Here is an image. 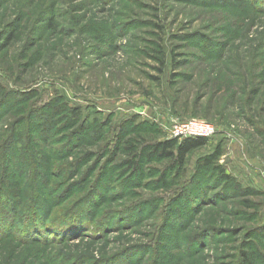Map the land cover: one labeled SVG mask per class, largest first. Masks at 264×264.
Returning <instances> with one entry per match:
<instances>
[{
	"label": "rangeland",
	"instance_id": "obj_1",
	"mask_svg": "<svg viewBox=\"0 0 264 264\" xmlns=\"http://www.w3.org/2000/svg\"><path fill=\"white\" fill-rule=\"evenodd\" d=\"M0 264H264V0H0Z\"/></svg>",
	"mask_w": 264,
	"mask_h": 264
},
{
	"label": "trees",
	"instance_id": "obj_2",
	"mask_svg": "<svg viewBox=\"0 0 264 264\" xmlns=\"http://www.w3.org/2000/svg\"><path fill=\"white\" fill-rule=\"evenodd\" d=\"M73 112L75 111L73 110ZM208 140L209 139L195 138V139H186L181 143H179L178 140L175 139L172 141L158 144L154 148V151L155 153L159 154L162 158H169L174 160V162H176L181 168H183L186 165L187 158L189 157V155H191L197 149L205 147L208 144Z\"/></svg>",
	"mask_w": 264,
	"mask_h": 264
},
{
	"label": "built area",
	"instance_id": "obj_3",
	"mask_svg": "<svg viewBox=\"0 0 264 264\" xmlns=\"http://www.w3.org/2000/svg\"><path fill=\"white\" fill-rule=\"evenodd\" d=\"M215 133L214 125L190 119L186 121L176 122L169 132L171 140L177 139L180 142L186 139L204 138L210 139Z\"/></svg>",
	"mask_w": 264,
	"mask_h": 264
}]
</instances>
